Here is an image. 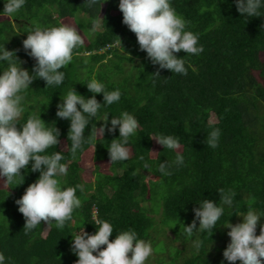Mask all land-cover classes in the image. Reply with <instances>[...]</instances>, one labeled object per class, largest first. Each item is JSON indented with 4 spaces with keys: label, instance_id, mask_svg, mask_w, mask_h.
<instances>
[{
    "label": "trees",
    "instance_id": "1",
    "mask_svg": "<svg viewBox=\"0 0 264 264\" xmlns=\"http://www.w3.org/2000/svg\"><path fill=\"white\" fill-rule=\"evenodd\" d=\"M118 4L119 0H97L89 7L86 0H26L13 16L0 13L5 16L0 19V45L18 50L17 56L30 74L35 60L24 51L22 41L33 25L58 26L72 18L90 32L86 42L78 31L84 44L74 49L72 61L60 69L64 73L61 85L46 86L41 78L32 82L24 93V111L17 124L19 129L31 115L41 112L46 126L60 131L59 144L41 155L61 151V163L68 171L57 179L62 187L84 185L83 192L76 191L81 206L62 229L42 222L26 234L25 218L15 201L40 173L31 170L30 162L11 182L3 179L0 252L6 257L5 264H75L78 257L71 250L72 235L83 230L94 234V216L113 226L110 240L131 229L149 242L156 237L157 213L161 214L162 230L169 227L175 240L185 245L167 252V264H230L223 257L230 242L229 229L222 224L242 222L238 214L250 209L264 214V8L259 10L261 16L247 17L237 11L235 0H171L175 11L189 22L187 30L198 36V46H203L197 55L183 50L177 53L187 69L182 75L151 63L140 50L136 35L122 23ZM4 7L0 0V12ZM95 20L101 26L94 30ZM93 78L107 91L118 89L121 97L104 105L103 94H95L101 107L95 117L85 114L89 119L85 140L72 153L70 121L56 116L57 104L71 87L85 98L94 95L86 86ZM123 112L137 119L138 129L126 145L129 158L112 162L108 145L120 139L118 128L115 132L105 128L102 135L99 127L105 116L110 127L111 118ZM214 129L220 135L218 146L212 148L208 140ZM92 132L96 137L88 142ZM157 135L174 137L177 148H164L151 138ZM91 149L94 161L109 162L110 171L97 166L94 181L87 182L81 162ZM177 154L184 157L183 165L175 163ZM161 163L167 165L170 175L158 171ZM219 189L235 193L232 205H223L214 230L188 237L181 224L192 222L193 209L205 198L220 204ZM256 234H260L259 223ZM195 242H199L198 250Z\"/></svg>",
    "mask_w": 264,
    "mask_h": 264
},
{
    "label": "clouds",
    "instance_id": "2",
    "mask_svg": "<svg viewBox=\"0 0 264 264\" xmlns=\"http://www.w3.org/2000/svg\"><path fill=\"white\" fill-rule=\"evenodd\" d=\"M4 2L5 7L0 13L13 16L25 5L26 0ZM86 2L91 7L97 0ZM235 4L237 11L247 17L261 16L259 10L264 8V0H235ZM118 7L122 12V23L136 35L140 50L146 53L152 64L159 65V69H167L171 73L187 74L185 61L177 53L183 50L185 54L197 55L203 51V46H198V36L187 30L189 22L175 11L171 0H119ZM203 11L205 9H201V12ZM100 26L99 20L93 21L94 30ZM27 33L22 44L27 55L35 60L31 74L22 66L24 61L18 58V50H9L5 44L0 45V178L11 182L30 162L31 170L40 173L37 180L15 201L18 211L25 218L23 229L26 234L42 222L47 226L55 223L58 229H62L65 223L72 219L74 210L81 206V200L76 195L77 189L84 191L83 184H78L75 188L62 187L57 179L58 176L67 175L68 171L66 164L61 163L64 159L61 151L41 155L51 146H57L60 136L56 127L46 126L41 112L31 115L19 129L17 128L24 111V93L30 89L32 82L41 78L46 82V86L61 85L64 73L60 69L72 61L74 49L82 46L84 41L75 27L64 24H35ZM156 75H159V71ZM86 86L94 95L85 98L71 87L57 104L56 116L70 121L68 140L71 141L72 153L80 149L85 140L84 133L89 124L87 117H95L101 107L95 94H103L104 105L118 102L121 97L118 89L107 91L104 84L95 78ZM103 121L105 123L99 127L102 135L105 128L108 132H115L117 128L119 131L120 139H113L108 145L110 161L127 160L129 150L126 145L129 138L137 132V119L132 114L123 112L119 117L111 118L110 127L108 116H105ZM219 135V129L210 133V147L218 146ZM95 137L96 133L92 132L88 142L93 141ZM151 138L171 150L176 149L179 143L172 136L157 135ZM175 163L183 165L184 157L177 154ZM144 167L147 169L149 165L145 163ZM158 171L164 175L171 174L165 163L159 165ZM218 193L220 204L205 198L193 209L192 222L181 224L188 237H192L195 232L214 230L223 215V205H232L234 192L219 189ZM238 215L242 217V222L232 224L228 221L222 224L229 229L227 235L230 237V242L223 250L224 259L230 264H235L236 261H239V264H264V222H261L264 214L250 209L246 214ZM94 220L97 229L94 234L83 230L72 235L71 250L78 257L75 264H145L152 255L151 244L138 238L135 231H120L110 240L109 237L114 231L110 222L96 219L95 216ZM258 223L259 235L256 234ZM194 247L198 250L199 242H195ZM5 261V255L0 252V264H5Z\"/></svg>",
    "mask_w": 264,
    "mask_h": 264
},
{
    "label": "rangeland",
    "instance_id": "3",
    "mask_svg": "<svg viewBox=\"0 0 264 264\" xmlns=\"http://www.w3.org/2000/svg\"><path fill=\"white\" fill-rule=\"evenodd\" d=\"M81 17L84 15L81 14ZM5 18V16L0 15V19ZM64 24L67 26L75 27L81 34L83 39L87 42L88 41V33L89 31L86 30L85 26H79L78 23L72 18L65 19ZM84 24V23H83ZM83 166V177L87 182H93L95 179V169L97 166L100 167V169L104 172H109L110 168L109 162H101L97 163L94 161L93 157V149L89 150L82 158L81 162ZM0 186H4V180L0 178ZM145 205H148V203H145ZM160 215L159 213L155 214V219L157 221V226L155 227V230L157 229V233L154 235V240L149 241L152 247V255L146 260L150 264H167L169 263V254L170 249H175L173 247L184 249L185 245L181 240H175V234L169 227H164V230H162L160 225ZM182 223V222H179ZM164 231V232H163ZM159 235V236H158ZM170 242V244H168ZM169 254H168V253Z\"/></svg>",
    "mask_w": 264,
    "mask_h": 264
},
{
    "label": "built area",
    "instance_id": "4",
    "mask_svg": "<svg viewBox=\"0 0 264 264\" xmlns=\"http://www.w3.org/2000/svg\"><path fill=\"white\" fill-rule=\"evenodd\" d=\"M96 211V210H95Z\"/></svg>",
    "mask_w": 264,
    "mask_h": 264
}]
</instances>
